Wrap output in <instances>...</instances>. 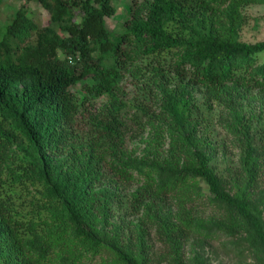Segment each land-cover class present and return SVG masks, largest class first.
<instances>
[{"label": "trees", "instance_id": "1", "mask_svg": "<svg viewBox=\"0 0 264 264\" xmlns=\"http://www.w3.org/2000/svg\"><path fill=\"white\" fill-rule=\"evenodd\" d=\"M114 3L25 0L0 27V264H210L201 233L264 264V41L241 37L264 0H132L111 31ZM196 93L240 148L225 173Z\"/></svg>", "mask_w": 264, "mask_h": 264}, {"label": "rangeland", "instance_id": "2", "mask_svg": "<svg viewBox=\"0 0 264 264\" xmlns=\"http://www.w3.org/2000/svg\"><path fill=\"white\" fill-rule=\"evenodd\" d=\"M132 0H115V6L118 9L117 14L107 19V27L111 31H115L117 28L121 27V24L126 22L130 18V3ZM25 3V0H4V9L1 16L0 27H3L9 22L15 11L19 10ZM30 15L37 22L45 25L48 22L47 12L39 5L37 1H33L29 4ZM246 16L248 17V22L242 30V40L249 43H255L258 41H264V3L256 4L248 7L245 11ZM142 74H145L144 71ZM144 81V76H141ZM144 82L140 78H135L130 74H125L123 83L121 84V98L123 100H130L136 102L142 98L146 101L151 99V94L145 93L143 88ZM74 91L77 93L78 97H83L82 85L76 86ZM258 94V92H256ZM197 103L203 108L206 115L209 116L208 131L207 136L210 138V141L213 142L218 149L217 154L215 155L214 165L219 173H225L226 170L230 167H236L238 164L240 148H225L223 144L230 145L233 141V136L227 130L225 124L220 123V114L218 108L215 110H208V107L204 104L203 96L200 93L195 94ZM156 102V100H154ZM107 104V100H100L97 103V107H103ZM154 106V105H152ZM157 107L156 105L154 106ZM262 105L259 103H254V106H249L248 102L245 104V109L250 112L255 110L260 111ZM132 114L133 110H128ZM132 111V112H131ZM220 112V113H219ZM84 117V116H83ZM80 118L79 124L84 121V118ZM146 136L148 132L145 133ZM201 134V133H200ZM205 135V136H206ZM145 137V136H144ZM129 149L132 150L136 147L144 148V144L140 140H129ZM202 185V184H201ZM137 188V184H133L130 189H126L125 192L129 190H134ZM202 238L206 241V255L209 258L210 264H257V259L250 254V252L240 253L232 245L229 244L226 237L221 236H210L206 237L205 233H201ZM100 256H97L94 261L88 262L87 264H102Z\"/></svg>", "mask_w": 264, "mask_h": 264}, {"label": "built area", "instance_id": "3", "mask_svg": "<svg viewBox=\"0 0 264 264\" xmlns=\"http://www.w3.org/2000/svg\"><path fill=\"white\" fill-rule=\"evenodd\" d=\"M70 62H71V63H74L75 61H74V59H73V58H70Z\"/></svg>", "mask_w": 264, "mask_h": 264}, {"label": "clouds", "instance_id": "4", "mask_svg": "<svg viewBox=\"0 0 264 264\" xmlns=\"http://www.w3.org/2000/svg\"><path fill=\"white\" fill-rule=\"evenodd\" d=\"M70 63H71V62H70ZM74 63H75V62H74ZM74 63H73V64H74ZM71 64H72V63H71Z\"/></svg>", "mask_w": 264, "mask_h": 264}]
</instances>
